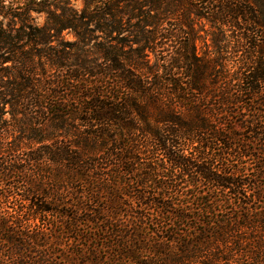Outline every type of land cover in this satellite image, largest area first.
<instances>
[{
    "label": "trees",
    "instance_id": "obj_1",
    "mask_svg": "<svg viewBox=\"0 0 264 264\" xmlns=\"http://www.w3.org/2000/svg\"><path fill=\"white\" fill-rule=\"evenodd\" d=\"M25 1L0 0V264H264V0Z\"/></svg>",
    "mask_w": 264,
    "mask_h": 264
},
{
    "label": "rangeland",
    "instance_id": "obj_2",
    "mask_svg": "<svg viewBox=\"0 0 264 264\" xmlns=\"http://www.w3.org/2000/svg\"><path fill=\"white\" fill-rule=\"evenodd\" d=\"M11 0H5L6 5L9 4ZM17 2H21V4H24V2L27 4L28 1L25 0H16ZM51 2V9L56 11L58 13L61 12H66L69 9H75L77 11H80L83 7V0H49ZM19 3H16L19 4ZM20 4V6H22ZM32 18L34 19V23L40 27H42L45 24L46 21V15L45 14H32ZM63 38L67 42H72L74 41V36L70 31H65L63 32ZM196 48L197 52L200 55L205 54L208 51L212 50L211 42H210V37L206 36L204 33H201L200 36L198 37L196 41Z\"/></svg>",
    "mask_w": 264,
    "mask_h": 264
}]
</instances>
